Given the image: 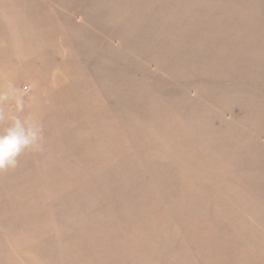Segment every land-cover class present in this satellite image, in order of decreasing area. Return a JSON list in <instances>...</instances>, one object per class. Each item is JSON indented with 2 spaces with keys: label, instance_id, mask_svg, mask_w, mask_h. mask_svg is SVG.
<instances>
[{
  "label": "rangeland",
  "instance_id": "rangeland-1",
  "mask_svg": "<svg viewBox=\"0 0 264 264\" xmlns=\"http://www.w3.org/2000/svg\"><path fill=\"white\" fill-rule=\"evenodd\" d=\"M9 86L0 264H264V0H0Z\"/></svg>",
  "mask_w": 264,
  "mask_h": 264
},
{
  "label": "clouds",
  "instance_id": "clouds-1",
  "mask_svg": "<svg viewBox=\"0 0 264 264\" xmlns=\"http://www.w3.org/2000/svg\"><path fill=\"white\" fill-rule=\"evenodd\" d=\"M0 101H13L17 113L23 112L22 94L12 86L0 94ZM8 119L7 126L0 130V173L15 169L19 157L26 151L38 150L43 140V127L32 117L13 114Z\"/></svg>",
  "mask_w": 264,
  "mask_h": 264
}]
</instances>
